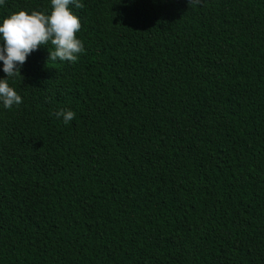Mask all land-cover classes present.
Here are the masks:
<instances>
[{"label": "trees", "instance_id": "16d2710c", "mask_svg": "<svg viewBox=\"0 0 264 264\" xmlns=\"http://www.w3.org/2000/svg\"><path fill=\"white\" fill-rule=\"evenodd\" d=\"M80 2L0 101V264H264V0Z\"/></svg>", "mask_w": 264, "mask_h": 264}, {"label": "clouds", "instance_id": "9594fccd", "mask_svg": "<svg viewBox=\"0 0 264 264\" xmlns=\"http://www.w3.org/2000/svg\"><path fill=\"white\" fill-rule=\"evenodd\" d=\"M188 2L195 5L202 3V0ZM3 3L4 0H0V4ZM70 5L84 7L80 0H51L50 14L40 11L29 14L21 10L11 14L0 24V61L3 62V72L7 77L0 79V101L4 108L10 109L22 103L21 96L9 86L8 78L21 76V67L31 53L50 43L54 50L49 51L48 61L75 63L84 52V44L77 38L81 22ZM55 115L57 118L63 117L66 125L75 118V113L71 110L57 111Z\"/></svg>", "mask_w": 264, "mask_h": 264}]
</instances>
